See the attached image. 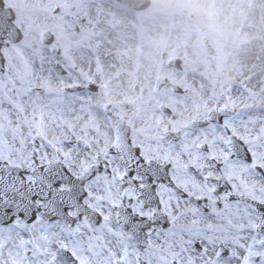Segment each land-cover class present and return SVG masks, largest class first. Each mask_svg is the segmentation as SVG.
Masks as SVG:
<instances>
[{
	"label": "snow or ice",
	"instance_id": "1",
	"mask_svg": "<svg viewBox=\"0 0 264 264\" xmlns=\"http://www.w3.org/2000/svg\"><path fill=\"white\" fill-rule=\"evenodd\" d=\"M145 7L0 0V264H264V56L123 80Z\"/></svg>",
	"mask_w": 264,
	"mask_h": 264
},
{
	"label": "rangeland",
	"instance_id": "2",
	"mask_svg": "<svg viewBox=\"0 0 264 264\" xmlns=\"http://www.w3.org/2000/svg\"><path fill=\"white\" fill-rule=\"evenodd\" d=\"M227 7L233 15L236 35L223 49L208 43L214 50L212 54L198 42L189 19L175 10L173 0H150L149 6L139 12L118 11L120 22L111 29L112 46H127V52L124 47L118 48V58L128 61L131 72L140 64L138 83L145 86H151L159 75H176L175 67L167 63L172 57L182 60L187 70L231 72L238 66L234 54L242 53L238 49H245L252 40L258 54L264 56V0H227ZM125 36L128 39L123 40ZM144 70L145 75L141 72ZM129 76L121 75V79L127 81Z\"/></svg>",
	"mask_w": 264,
	"mask_h": 264
},
{
	"label": "clouds",
	"instance_id": "3",
	"mask_svg": "<svg viewBox=\"0 0 264 264\" xmlns=\"http://www.w3.org/2000/svg\"><path fill=\"white\" fill-rule=\"evenodd\" d=\"M177 12L189 19L198 42L223 49L235 38L232 12L227 0H173Z\"/></svg>",
	"mask_w": 264,
	"mask_h": 264
},
{
	"label": "bare ground",
	"instance_id": "4",
	"mask_svg": "<svg viewBox=\"0 0 264 264\" xmlns=\"http://www.w3.org/2000/svg\"><path fill=\"white\" fill-rule=\"evenodd\" d=\"M256 3L260 5L259 1H256ZM126 39H128V38L125 36L123 38V40H126ZM121 44L122 43L117 44L118 45L117 48L115 46H112V48L110 49L112 52V55H113L114 63L116 65V67L118 68L120 75H124V76L130 75L129 80H135L138 83V80H140L139 75H138V73L140 72V69H141V67H139L140 64L137 65L136 69H134L131 72V66H130V64H127L128 61L125 62L124 58H122V57L118 58V55H117V53L119 52L118 48L123 49V47H124V50H126V52H127V46L126 45L124 46V44L123 45H121ZM256 48H257L256 44H254L253 40H252L251 43H248V45L245 46V49H242V48L238 49L242 53L234 54V58H235V61H237V65L246 64L249 62V60L252 58V56L257 55L258 52H257ZM129 62H132V60H130ZM141 72H143V75H145V70L141 71Z\"/></svg>",
	"mask_w": 264,
	"mask_h": 264
},
{
	"label": "water",
	"instance_id": "5",
	"mask_svg": "<svg viewBox=\"0 0 264 264\" xmlns=\"http://www.w3.org/2000/svg\"><path fill=\"white\" fill-rule=\"evenodd\" d=\"M142 2L146 4V7H147V6L149 5V3H150L149 0H142ZM146 7H145V8H146ZM204 43H205L206 47L208 48V51H209L210 53H212V52H213V49L209 46V44H208L207 42H204ZM176 59H177V58H173V59L169 62V64H170V65L173 64V65L175 66ZM159 78H165V77H159Z\"/></svg>",
	"mask_w": 264,
	"mask_h": 264
}]
</instances>
